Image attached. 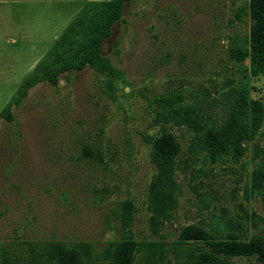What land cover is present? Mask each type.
<instances>
[{"label": "rangeland", "instance_id": "374dc122", "mask_svg": "<svg viewBox=\"0 0 264 264\" xmlns=\"http://www.w3.org/2000/svg\"><path fill=\"white\" fill-rule=\"evenodd\" d=\"M68 1L58 3L64 16L73 6ZM245 6L246 0H129L101 44L121 73L114 100L98 93L89 68L28 89L12 110L14 119H0V264L3 250L12 264H54L52 248L73 251L78 264H95L93 256L120 232L113 211L123 201L134 206L130 237L157 238L147 225L153 167L143 137L162 127L153 124L147 98L199 89L218 96L226 80L248 105L260 102L261 123L241 142L237 159L215 161L190 151L189 132L165 125L178 146V192L159 235L174 240L194 224L216 238L229 233L264 242V208L251 188L252 170L264 160V75H249L247 58L227 56L229 42L246 44L249 20L238 9ZM8 48L0 57V109L30 62H13ZM247 261L235 262L257 264Z\"/></svg>", "mask_w": 264, "mask_h": 264}, {"label": "trees", "instance_id": "16d2710c", "mask_svg": "<svg viewBox=\"0 0 264 264\" xmlns=\"http://www.w3.org/2000/svg\"><path fill=\"white\" fill-rule=\"evenodd\" d=\"M129 0H88L73 15L47 51L22 78L18 87L0 109V119H14L13 108L37 83L56 84L59 77L67 78L70 71L89 68L98 80V93L109 100L116 97L114 80L121 73L110 59L101 53V44L111 33V26L122 21V6ZM249 20L246 44L228 43L227 56L232 61L247 60L251 76L264 75V0H246L238 8ZM224 90L212 96L205 89L171 90L147 98L153 111L152 122L161 125L159 132L145 135L149 144V162L153 171L146 185L147 225L157 238L134 239L127 229L133 220L134 206L129 201L118 204L113 211L119 234L108 240L93 256L95 264H237L241 259L264 264V242L260 239L243 241L227 233L216 238L194 224L183 226L174 240L163 239L160 227L170 220L176 207L178 185L174 179V156L177 143L165 125L181 127L191 134L192 153L205 151L213 161L229 155L237 159L241 145L261 123L262 106L258 100L248 105L243 92L226 80ZM251 188L260 196L264 208V160L251 173ZM54 264H78L77 255L66 248L49 250ZM1 264H12L6 251Z\"/></svg>", "mask_w": 264, "mask_h": 264}, {"label": "crops", "instance_id": "0c3cea01", "mask_svg": "<svg viewBox=\"0 0 264 264\" xmlns=\"http://www.w3.org/2000/svg\"><path fill=\"white\" fill-rule=\"evenodd\" d=\"M85 1L69 0L73 6L64 16L62 5L58 6L63 0H50V6L44 0H0V44L6 46L0 51H7L0 57L8 56V46L13 62L29 57L27 74Z\"/></svg>", "mask_w": 264, "mask_h": 264}, {"label": "water", "instance_id": "95a60500", "mask_svg": "<svg viewBox=\"0 0 264 264\" xmlns=\"http://www.w3.org/2000/svg\"><path fill=\"white\" fill-rule=\"evenodd\" d=\"M247 60V59H246Z\"/></svg>", "mask_w": 264, "mask_h": 264}]
</instances>
